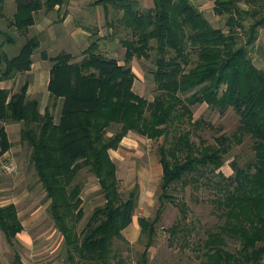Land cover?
<instances>
[{"label":"trees","instance_id":"16d2710c","mask_svg":"<svg viewBox=\"0 0 264 264\" xmlns=\"http://www.w3.org/2000/svg\"><path fill=\"white\" fill-rule=\"evenodd\" d=\"M15 2L8 19L0 0V80L30 75L44 37L30 35L32 28L53 11L61 16L71 0ZM153 2L150 8L141 0L92 2L105 8L107 17L112 14V25L119 22L128 31L121 38L123 63L101 49L96 32L80 60L66 50L42 51L52 62L44 112L41 97L29 94L30 80L16 91L0 88V156L13 147L7 125L21 124L28 164L50 200L47 212L64 239L60 255L67 264L135 262L126 254L131 245L124 230L133 223L141 189L139 183L123 187L111 155L130 131L156 143L163 167L157 216L139 218L145 248L136 264H151L150 249L168 204L179 211L166 230L169 246L194 243L197 223L190 201L199 203L205 188L217 222L193 247L206 258L204 264H264V65L257 63L264 64V0H214L224 27L215 26L193 0ZM117 35L115 30L110 39ZM21 37L24 43L14 52ZM135 58L152 62L154 99L134 89ZM204 103L222 116L232 109L237 129L228 134L212 120L196 119L194 106ZM206 129L217 133L205 137ZM246 139L251 154L242 163L231 154ZM230 158L233 172L227 175L222 168ZM85 173L98 180L95 196L103 201L88 218ZM1 195L0 230L15 247L23 219L16 203L1 204ZM227 237L240 242L236 252L227 248ZM13 264H27L18 250Z\"/></svg>","mask_w":264,"mask_h":264},{"label":"rangeland","instance_id":"374dc122","mask_svg":"<svg viewBox=\"0 0 264 264\" xmlns=\"http://www.w3.org/2000/svg\"><path fill=\"white\" fill-rule=\"evenodd\" d=\"M94 1L95 0H71L70 13L72 17L68 23H65V17L63 16L65 10L63 9V14L61 16H59L56 11H53L47 15V22L44 21L43 17L39 19L38 24L32 28L30 35L37 34L40 32L41 28H44V30H42L44 36L42 45L34 54V67L32 70L34 71V75L38 77L39 83L35 86L36 93L32 96H40L43 100L44 89H46L47 73L50 72L52 67V62L50 60L43 59L41 55L42 51H47L49 55H56L60 51L66 50L72 52L77 60L83 58V51L91 44L92 37L90 38L91 35L89 36L86 34L87 38L85 37L78 43L75 42L71 38V35L79 28L89 33L96 32L97 36L101 38V49L105 53L117 57L122 63L124 62L126 49L121 43V38H125L129 33L119 22L112 25V14L107 17L105 8L94 6L92 3ZM193 1L215 26H225V20L214 11V0ZM141 2L145 8H150L154 5L153 0H141ZM5 5L7 6L6 15L9 19L16 10V2L15 0H5ZM8 19L4 20V22H7ZM115 30H117L118 35L114 39H110L111 33ZM24 40L25 37H21V41L14 46V52L15 50L19 51ZM257 63L260 66L264 65L260 60L257 61ZM132 65L137 75L134 85L135 91L149 99H154L156 95V85L153 76L150 74V71H148L152 68V62L145 58H135ZM27 79L31 80L30 75L21 76L18 81V88L26 82ZM194 113L196 119L205 117L208 120H212L215 126L220 127L223 132L228 134H232L239 124L238 116L232 109L229 110L226 115L222 116L219 112L212 110L204 103L195 105ZM116 129L117 127L112 129V131ZM216 133L215 129H206L204 131V136L211 138L212 135ZM110 134H112V132H110ZM134 135L138 137L140 134L136 132ZM13 139H18V133L13 136ZM137 139L139 142L138 147L146 151L145 155L142 157L137 155L134 157L131 153L134 147L131 144L129 148V157L125 158L122 162L117 160L115 156L117 152L112 151V155L119 163L120 178L125 189L127 187L125 186L126 180L129 181L130 185H135L138 182H144L150 179L149 182L152 184V190L155 191V195L153 206L148 208V211H150L148 218L154 219L157 216L159 207L158 194L160 193V180L162 174L159 177H151L145 165L151 163L154 157L159 158V154L156 150V143L153 140L144 136L138 137ZM197 140L199 141L198 137ZM21 144L22 150L17 154L0 156V185L5 188L3 194L4 199H12V197L19 194L22 189L28 190L31 194V199L29 200L30 197L28 198L29 201L25 207L23 206L24 203L19 205L21 209L20 214L25 223L23 230L25 232H22L25 238L22 240L18 238L17 245L13 247L7 243L5 236L0 230V264H13L14 255L17 250L21 252L22 258L27 264H67L65 259L60 255L63 249L64 239L61 233L56 230L54 222L47 212L48 207H44L45 201H47L46 193L41 183H38L36 180L34 171L29 167V149L22 142ZM249 146V140L246 139L243 144L237 145L234 148L231 156L238 154V156L241 157V162L244 163L251 154ZM128 147L129 145L124 148L128 149ZM17 156H21L22 160L20 159L18 162L16 160ZM1 160L2 163L13 162L16 170L13 172H5L2 169ZM127 160L129 162H127ZM231 161L232 158H230L222 168L227 175L233 172L230 165ZM22 175L25 176L24 182L20 181V178L23 177ZM83 177H85L86 182L83 194L86 212L85 218H88L93 208L103 201L99 195L95 196V193L100 189L96 177L86 173ZM153 178L155 180H153ZM198 195L201 197L199 203L190 201L194 209L192 217L197 223L196 232L192 238L194 243L191 246L183 248L180 245L175 247L169 246L166 230L175 223L179 217V211L173 205L168 204L159 225L157 244L150 249L151 264H204L206 258L195 251L193 247L195 243L198 242L199 237L206 234V229L212 227L217 222V216L212 211L213 204L211 203V192L205 188L201 189ZM35 198L38 199V202L35 201ZM30 207L31 209H29ZM85 221L86 219L84 222ZM140 235L141 232L138 227H136L135 235L132 237L134 241L129 240L131 249H127L126 252L132 259H135L134 264H136L137 253L145 248L144 245L139 242ZM227 242V248L230 251L236 252L238 248H240V242L238 240L227 237Z\"/></svg>","mask_w":264,"mask_h":264},{"label":"crops","instance_id":"0c3cea01","mask_svg":"<svg viewBox=\"0 0 264 264\" xmlns=\"http://www.w3.org/2000/svg\"><path fill=\"white\" fill-rule=\"evenodd\" d=\"M70 10H71V3L65 10V11L68 12V14L65 16V23H68L71 20L72 14L70 13L71 12ZM63 16H64V14H63ZM44 21L47 22V16H44ZM42 30H44V28L43 29L41 28L40 32H43ZM86 34L90 35L89 32L79 28L71 35V38L75 42L78 43L81 40H83L85 37L87 38ZM261 37L264 40V29L262 30ZM33 67H34V65H33ZM29 74H30V79H31L30 80V86H29V94L33 95V94L36 93L35 86L38 85L39 79H38V77L36 75H34V71L33 70H31L29 72ZM19 79H20V76L17 77V78H14V79L0 80V88H8V89H12L13 91H16L18 89V86H19V83H18ZM49 81H50V72L47 73L46 89H44V97H43V100H42V109H41L42 112H44L45 107L47 106V102L49 101V96H50V92L48 90ZM7 127L9 129V135H10L11 141L13 142V147H12V149L10 151H8L3 156H10V154H17L18 152H20L22 150L21 124L15 123V124L7 125ZM17 133H18V139H13V136H15V134L17 135ZM135 133H136L135 131H130L127 134V136H125L123 138L120 147L117 148V149L111 150V155H112V151L113 152H117V154L115 156L117 157L118 161L122 162L125 158L129 157V148L131 147L130 144L134 147L132 152H131L134 155V157L136 155L139 156V157H142L143 155H145L146 151L145 150L143 151V150H141L138 147L139 142H138V139H137L138 137L140 138V137H143V136L139 135L137 137V135H134ZM128 145H129L128 149L124 148V147H127ZM112 157L115 160V157L113 155H112ZM20 159L22 160L21 156H17L16 157V160L18 162H19ZM127 162H129V161L127 160ZM1 163H2V160H1ZM116 163L118 164V175H119V178H120L119 163L117 161H116ZM145 168H148V172H150V176L151 177L152 176L159 177L163 173V167H162V165L160 163L159 158H155L154 157L152 159L151 163H149L148 165H145ZM24 180H25V176L20 178L21 182H24ZM153 180H155V179L153 178ZM149 181H150V179L148 181L138 182L139 185H140V189H141L139 206H138L136 214L134 216L133 223L124 230V235L126 236V238L128 240H131V241H134V238H132V237L135 235L136 227H138L139 231L141 232V227H140V224H139V218L140 217H149L150 211H148V208L152 207L153 204H154L155 191L152 190V184ZM153 183H154V181H153ZM128 184H129V181L126 180L125 186H127L126 187L127 189L132 188L134 186V184L133 185L132 184L128 185ZM98 186L100 188L99 182H98ZM4 191H5V188L0 185V192L2 194L1 195V204L2 205H5V204L13 202V203H16L18 205V207H19V205L24 203L23 206L25 207L27 202L31 199V194L28 192V190H25V189H22L21 192L19 194L15 195V196H13L12 199H4V196H3ZM83 194H84V191H83ZM28 198H29V200H28ZM35 201L38 202V199L35 198ZM49 204H50V200L45 201L44 207L47 208ZM29 209H31V207ZM19 210H20V213H21V209L20 208H19ZM24 232L25 231H23V233ZM23 233H19V235H18V238L21 239V240L25 238V236H23Z\"/></svg>","mask_w":264,"mask_h":264},{"label":"built area","instance_id":"2783aa9c","mask_svg":"<svg viewBox=\"0 0 264 264\" xmlns=\"http://www.w3.org/2000/svg\"><path fill=\"white\" fill-rule=\"evenodd\" d=\"M2 169H3L5 172H12V171L15 169V165H14L12 162H5V163L2 165Z\"/></svg>","mask_w":264,"mask_h":264}]
</instances>
